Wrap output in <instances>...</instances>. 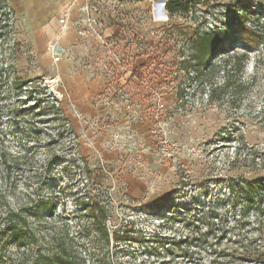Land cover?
<instances>
[{"label":"rangeland","instance_id":"rangeland-1","mask_svg":"<svg viewBox=\"0 0 264 264\" xmlns=\"http://www.w3.org/2000/svg\"><path fill=\"white\" fill-rule=\"evenodd\" d=\"M26 1L11 0L17 27L0 41V196L15 208L51 202L73 223L87 219L93 201L108 203L110 264H264L248 259L264 242L247 190L264 178V39L256 49L243 44L240 28L231 35L229 51L249 53L245 86L232 99L219 70L202 85L177 69L193 24L168 11L157 17L161 0H72L54 25L83 39L61 49L60 60L105 80L92 102L102 100L104 112L84 117L54 78L52 51L38 53ZM253 4L251 19H260L252 23L264 35V0ZM227 15L211 3L193 18L221 30ZM106 25L119 29L108 45L98 41ZM169 27L168 81L153 70L133 77L132 65L146 59L133 58L134 42L145 48Z\"/></svg>","mask_w":264,"mask_h":264},{"label":"trees","instance_id":"trees-1","mask_svg":"<svg viewBox=\"0 0 264 264\" xmlns=\"http://www.w3.org/2000/svg\"><path fill=\"white\" fill-rule=\"evenodd\" d=\"M254 1L167 0L166 10L171 20L184 17L193 24L189 34L190 47L180 51L179 57L174 61L177 69L184 72L185 76L192 73L191 79L202 85L219 70L222 73L220 89L230 91L234 99L245 86L241 75L244 73L249 53L248 50L240 52L237 47L229 51L231 35L240 28V39L243 44L256 49L264 39L262 32L252 23L260 19L258 16L251 19ZM211 3L219 5L228 14L225 26L221 30L203 28L205 22H198L197 18H193L197 11L205 12L211 7ZM17 22L18 18L11 0H0L1 43L13 29H16ZM121 26L125 28V24ZM174 27L177 25L174 24ZM174 34L173 29L165 28L161 36L146 41L145 48L134 42L138 52L133 58L143 56L146 59L139 66L132 65L133 77L143 80L146 71L153 70L164 74V81H168L167 72L170 71L171 62L167 60V55L169 45H174L172 44ZM118 35L119 29L114 28L113 37L117 38ZM19 46L20 41L15 39L10 54L13 60L17 58ZM217 54L221 56V60L210 63V59ZM209 92L208 99L213 100V90ZM176 97L182 100L185 91L178 88ZM247 190L256 207L260 238L264 242V178L249 180ZM24 205L26 206L15 208L6 197L0 196V264H110L107 262L106 254L104 256V245L110 246L108 218L114 210L111 211L108 203L93 201L86 210L87 219H79L75 223L57 213L51 202L34 206L28 202ZM251 253L252 256L248 259L264 262V249Z\"/></svg>","mask_w":264,"mask_h":264},{"label":"crops","instance_id":"crops-1","mask_svg":"<svg viewBox=\"0 0 264 264\" xmlns=\"http://www.w3.org/2000/svg\"><path fill=\"white\" fill-rule=\"evenodd\" d=\"M72 2V0H61L58 4H56L54 0L26 1L23 12L28 15L30 20L33 41L38 53H45L48 51L50 45L55 39H58L57 45L62 50L66 49V51L67 48L70 49L71 44L80 43V40L82 42L83 33H81L80 30H72V32L69 31L61 34L62 32H60V26L54 25V16H62ZM103 31L104 34L103 36H98V41L101 44L108 45V42L110 41H108V38L110 37L113 39L114 27L112 28L106 25ZM101 37L104 38L106 43ZM69 59L63 58L62 60H57L58 62L55 73L56 77H54L55 80L61 82L63 86L65 85L66 95L70 97L71 103L74 104L77 109L82 111L84 117H92L99 113H103V101L101 100L100 102H95V104H92V102L93 98L98 93H101L105 87L104 78L99 74L91 76L87 73V70L74 67L73 63L71 65V59ZM74 86L78 87L77 91H72L68 94L67 90H72Z\"/></svg>","mask_w":264,"mask_h":264},{"label":"built area","instance_id":"built-area-1","mask_svg":"<svg viewBox=\"0 0 264 264\" xmlns=\"http://www.w3.org/2000/svg\"><path fill=\"white\" fill-rule=\"evenodd\" d=\"M101 38L105 42L104 38L103 37H101ZM49 50L52 51L56 61L60 59V54H61L62 50L57 44H55V45L51 44Z\"/></svg>","mask_w":264,"mask_h":264},{"label":"water","instance_id":"water-1","mask_svg":"<svg viewBox=\"0 0 264 264\" xmlns=\"http://www.w3.org/2000/svg\"><path fill=\"white\" fill-rule=\"evenodd\" d=\"M166 2H167V0H161V4H159V6H157V7H159L157 10H156V16L157 17H160V13H161V15H164L165 16V14H167L166 12H167V10H166ZM167 16V15H166Z\"/></svg>","mask_w":264,"mask_h":264},{"label":"bare ground","instance_id":"bare-ground-1","mask_svg":"<svg viewBox=\"0 0 264 264\" xmlns=\"http://www.w3.org/2000/svg\"><path fill=\"white\" fill-rule=\"evenodd\" d=\"M162 17H166V14H165V16L164 15H161Z\"/></svg>","mask_w":264,"mask_h":264}]
</instances>
